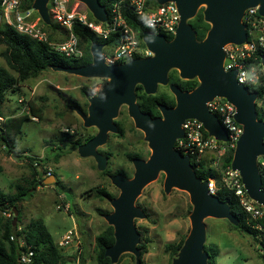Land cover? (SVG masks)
Segmentation results:
<instances>
[{"label":"water","instance_id":"obj_1","mask_svg":"<svg viewBox=\"0 0 264 264\" xmlns=\"http://www.w3.org/2000/svg\"><path fill=\"white\" fill-rule=\"evenodd\" d=\"M76 1L84 4L94 19L106 20L107 12L98 0ZM165 1H174L176 4V0H158L160 3ZM47 2L33 0L32 8L45 24H50ZM202 3L206 5L202 11L203 20L209 24V29L202 40H197L196 32L187 20L194 17ZM256 5L259 14L264 16V0H177L180 18L170 40L151 30L142 32L141 38L152 52L151 56L107 65L102 58V45L93 43L90 46L91 63L79 67H55L82 77L108 79L95 95L88 97L87 114L78 111L84 127L97 128L91 138L77 147L79 156H91L99 168L104 167L105 157L97 148L105 144L109 132L117 131L113 119L122 104L127 106L135 128L143 132L151 149L146 160L132 158L134 173L131 178L122 174L110 176L111 183L119 189L118 196L110 200L112 212L104 216L108 225L113 227L114 243L104 249V255L111 263H116L122 253L128 252L134 256L135 264H140V251L136 247L139 234L133 220L144 214L134 205V200L141 188L155 179L159 171L165 173L164 191H169L171 187L184 190L192 205L190 230L174 264H206L207 253L203 251L204 218L226 219L233 225L237 224L228 204L216 194L209 193L207 180L196 177L189 157L173 147L175 140L183 136L181 124L187 118H196L210 135L226 140L216 115L206 105L216 96L225 97L239 112L238 116L234 114V118L242 125L243 131L236 141L231 167L238 170L247 196L264 206V190L260 187L256 163L257 156L264 155V123L257 118L254 103L256 92L237 83L235 71H225L222 66L223 46L227 43L240 44L246 39L241 19L246 8ZM172 68L179 70L180 78L196 79L198 85L188 91L181 90L176 84H168L167 75ZM137 84L142 86L146 94H154L158 84H168L175 105L168 107L159 103L161 116L151 117L150 113L141 111L135 101ZM149 124L154 127H149ZM43 183H49V180L45 179ZM12 213V224L15 225V207H12Z\"/></svg>","mask_w":264,"mask_h":264},{"label":"rangeland","instance_id":"obj_2","mask_svg":"<svg viewBox=\"0 0 264 264\" xmlns=\"http://www.w3.org/2000/svg\"><path fill=\"white\" fill-rule=\"evenodd\" d=\"M70 3L73 10L86 13L93 20L84 4L76 0ZM205 6L200 4L196 13L202 12ZM48 15L52 17L49 6ZM38 17L37 12L33 14V24L41 26ZM191 19L187 20L190 25ZM99 24L106 25L105 21ZM50 33L58 39L63 35L61 27ZM5 48V44L0 43V67L16 75L6 63ZM170 75L179 77V70L170 69L167 77ZM107 80L82 77L50 67L36 77L22 81L16 93H6V100L0 104V114L4 117L16 114L26 105L23 101L32 102L37 112L33 115L25 109L28 119L23 122L20 132L13 135L14 150L21 156L7 151V146L0 140V190L6 194H13L18 188L27 190L16 207L19 211L15 224L19 230L32 220H40L55 245L69 230L73 231L69 243L58 246L65 264H97L95 237L108 225L104 216L113 210L111 198L99 196L98 189L103 188L111 197H117L119 189L111 183L110 176L122 171V175L131 178L134 173V166L126 154L137 153L142 160L151 154L143 132L135 128L128 116L126 105L120 107L114 119L121 126L122 135L109 132L105 144L98 147L105 157L103 168H99L91 156H79L75 145L61 139L59 133L64 129L69 130L70 139L82 141L96 132L95 126L84 127L78 114V111L87 114L90 97L85 96L81 89L86 86L95 95ZM157 90L170 92L167 85L161 84ZM19 98L22 100L20 103ZM32 116L36 120L31 119ZM57 152L61 153L58 159L55 157ZM29 157L40 161V165H36L39 174L36 177L41 181L34 188L30 186L35 172L29 165ZM206 159V163L211 160L209 157ZM45 171L52 175H46ZM164 178L165 173L159 171L155 179L141 188L134 200V205L144 214L133 220L136 232H141L145 239L147 252L142 255L144 264H174L178 254L171 255L164 246L185 239L190 230L192 205L188 193L176 187L165 192ZM45 179L49 183H43ZM203 222L204 244H214L217 248L215 264H264V256L257 243L247 234L233 229L226 219L206 217ZM116 264H135V258L124 252Z\"/></svg>","mask_w":264,"mask_h":264},{"label":"built area","instance_id":"obj_3","mask_svg":"<svg viewBox=\"0 0 264 264\" xmlns=\"http://www.w3.org/2000/svg\"><path fill=\"white\" fill-rule=\"evenodd\" d=\"M71 0H48L47 8L52 11L50 20L63 30V40H50L48 34L41 26L33 24V14L36 11L32 8L33 0H0V26L12 27L17 33L26 35L41 42H47L53 50L66 58L78 59L83 55V49L72 31L73 23L77 22L86 26L102 39L109 38L116 34V44L102 46L101 53L105 64L112 65L126 62L132 58L151 56L142 38L127 23L122 13L123 4L143 19L145 26L155 34L170 36L175 34L179 22V12L174 1L158 2V0H114L107 13L105 27L99 24L104 21L91 20L83 12L73 10ZM39 16V15H38ZM40 17H38L39 22ZM37 20L35 21L37 23ZM241 22L246 30V39L240 43H227L223 46L224 57L222 66L225 71L234 70L237 83L245 86L249 91L256 92L254 99L257 118L264 123V16L259 14L258 5L248 7L244 10ZM38 24V23H37ZM257 82V83H254ZM18 102H22L19 98ZM24 105L15 115L27 112L29 105ZM209 111L216 115L222 129L226 134V140H219L210 135L203 127L201 121L196 118H187L181 124L183 136L174 142V148L182 155L193 159L195 163L209 157L210 165L217 169L221 176L222 183L233 190L238 196L242 208L254 220L260 219L264 213V206L251 200L244 189L238 170L232 169L231 161L228 165H222L223 156L227 151L235 149L236 141L241 135L242 125L234 118L235 106L225 97L216 96L206 103ZM5 117L0 116V125ZM31 119L36 120L32 116ZM64 131H69L64 129ZM262 141L264 142V136ZM233 155V154H232ZM232 159V158H231ZM257 168L260 173V187L264 190V155L256 158ZM35 166L36 162L33 163ZM51 175L50 171H45ZM208 191L214 193L213 179L207 180ZM6 217L11 212L2 213ZM253 228L264 234V227L254 223ZM73 231L69 230L57 245L63 246L69 243ZM10 239H14L10 236ZM19 246H24V241L18 239ZM33 250L25 245L18 256L19 264H30L32 262Z\"/></svg>","mask_w":264,"mask_h":264},{"label":"trees","instance_id":"obj_4","mask_svg":"<svg viewBox=\"0 0 264 264\" xmlns=\"http://www.w3.org/2000/svg\"><path fill=\"white\" fill-rule=\"evenodd\" d=\"M107 13L110 12V7L114 0H98ZM122 13L127 23L137 32L140 38L142 32L148 30L145 26L143 19L134 14L128 5L123 4L121 7ZM90 17L91 13L88 11ZM93 19V17H92ZM94 20V19H93ZM39 22L42 29L48 34L50 40H63L51 35L50 31L60 30V28L50 21V24H45L41 19ZM191 25L196 32L197 40H202L209 29V24L203 20L202 12H197L191 19ZM63 31V30H62ZM72 31L78 38L79 46L83 49V55L78 58H66L53 50L47 42L37 41L26 35L17 33L12 27L7 25L0 26V43L5 44L6 48L3 52L6 63L16 73L13 75L5 67H0V104L6 100V93H16L20 83L28 78L36 77L40 72L50 67H79L91 63L90 46L100 44L102 46H112L116 44V34H112L107 39L98 37L94 32L89 30L86 26L80 23H73ZM64 33V32H63ZM166 40H170V36H165ZM170 83L176 84L181 90H192L198 85L196 79L185 80L178 76L170 75ZM138 89H142L140 85H137ZM81 92L85 96H91L94 93L86 86L82 87ZM163 103L167 106L174 104L173 99H170L167 95L153 94L147 95L145 93H139L138 103L143 111L149 112L152 116L158 115L159 110L157 108L158 103ZM29 113L37 115V112L33 109L32 102H28ZM1 116V114H0ZM28 119L27 112L18 115L5 116L4 121L0 125V140L7 146V151L14 153L13 155L21 156L18 151L14 150L13 135L17 134L21 130L23 122ZM62 140L68 141L78 147L84 141L80 139H70L71 134L69 131H60L59 133ZM232 150L227 151L223 156L222 165H228L232 158ZM61 156L60 152L55 154L58 159ZM128 159L137 157V153H127ZM30 167L35 172V176L31 182V187H35L37 183H40L41 178L36 177L37 170L34 162L40 165L39 159L29 157ZM206 158L195 163L193 159H190V164L195 172L196 177L202 180L213 179L214 181V193L223 202H226L230 208V211L237 219V224H231L233 229H237L242 233L250 236L262 250L264 256V234L259 230L253 228L254 223H259L264 227V213L262 218L254 220L248 213L242 208L239 198L234 194L233 190L226 187L222 181L220 173L217 169L212 167L209 163H206ZM44 161V160H42ZM208 164V165H207ZM42 166V165H41ZM0 166V171H1ZM122 171H118L116 174H120ZM52 174V173H51ZM18 188V187H17ZM26 189L18 188L17 192L13 194H6L0 190V264H19L18 256L20 250L25 249V245L29 246L33 250L32 262L30 264H65V260L59 251L58 245H55L51 239V236L46 229L44 223L40 220L30 221L23 229H18L17 224L13 225V213L12 207H17V203L22 200L23 195L26 193ZM99 196H107L110 198L111 194L103 189H98ZM17 209V208H16ZM11 212L10 217L4 216V211ZM17 211H19L17 209ZM18 220V216H17ZM139 234V242L136 247L140 251V264H144L142 255L147 252L145 239L141 232ZM13 236L14 239H10ZM21 238L24 241V246H19L18 239ZM184 238L175 243H167L164 246L165 250L170 251L171 255H176L182 247ZM114 243L113 227L107 225L96 237H95V254L97 264H116L111 263L109 258L104 255V249L107 246H111ZM203 251L207 253L206 264H215V256L217 254V248L214 244H204Z\"/></svg>","mask_w":264,"mask_h":264},{"label":"flooded vegetation","instance_id":"obj_5","mask_svg":"<svg viewBox=\"0 0 264 264\" xmlns=\"http://www.w3.org/2000/svg\"><path fill=\"white\" fill-rule=\"evenodd\" d=\"M168 84H170V77H168ZM168 84H167V86H168ZM137 85H139V84H137ZM137 85H136V87H135L134 92H135V101H136L137 105L139 106V103H138V95H139V93H142V92L145 93V92H144V90H143V88H142L141 85H140V86H141L142 89H138V88H137ZM168 89H169V88H168ZM161 93L167 95L170 99H173L174 104H173L172 106H168V107H173V106L175 105V98H174L173 94L170 93V92H169V94H167V93H165L164 91H163V92H162V91H161V92H158L157 89H156V92H155L154 94H161ZM145 94H146V93H145ZM147 95H153V94H147ZM159 103H160V102H159ZM159 103H158V104H159ZM158 104H157V108H158ZM162 104H163V103H162ZM122 105H124V104H122ZM122 105H120V107H121ZM166 106H167V105H166ZM120 107H119V109H120ZM126 107H127V106H126ZM139 108H140V106H139ZM140 110L143 111L141 108H140ZM158 110H159V109H158ZM118 111H119V110H118ZM143 112H146V111H143ZM127 113H128V112H127ZM148 113H149V112H148ZM150 115H151V114H150ZM128 116H129V115H128ZM159 116H161V115H160V112H159L158 115H155V116H152V115H151V117H159ZM129 117H130V116H129ZM130 118H131V117H130ZM114 119H115V118H114ZM114 119H113V122H114ZM114 124L116 125V128H117V131H116L115 133H118L119 135H122L123 132H122L121 126L117 125L115 122H114ZM133 124H134V123H133ZM96 132H97V130H96ZM96 132H95V133H96ZM95 133L90 134V135H89V136H90L89 138H91ZM87 137H88V136H87ZM89 138H88V139H89ZM88 139H87V140H88ZM87 140H85L84 142H86ZM84 142H83V143H84ZM83 143H82V144H83ZM99 147H100V146H99ZM97 151L99 152L98 148H97ZM99 153H100V152H99ZM131 160H132V159H131ZM131 162H132V161H131ZM115 174H116V173H115ZM120 174H121V173H120ZM51 175H52V174H51Z\"/></svg>","mask_w":264,"mask_h":264},{"label":"clouds","instance_id":"obj_6","mask_svg":"<svg viewBox=\"0 0 264 264\" xmlns=\"http://www.w3.org/2000/svg\"><path fill=\"white\" fill-rule=\"evenodd\" d=\"M176 5H177V0H176ZM254 83H257V82L254 81ZM237 108H238V106H237ZM234 112H235L236 116H238V113H239L238 110L234 109ZM149 127H154V125L149 124Z\"/></svg>","mask_w":264,"mask_h":264}]
</instances>
